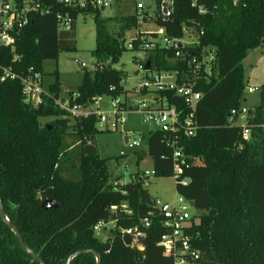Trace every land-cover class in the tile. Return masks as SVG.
I'll use <instances>...</instances> for the list:
<instances>
[{
    "label": "trees",
    "instance_id": "16d2710c",
    "mask_svg": "<svg viewBox=\"0 0 264 264\" xmlns=\"http://www.w3.org/2000/svg\"><path fill=\"white\" fill-rule=\"evenodd\" d=\"M153 1L155 15L144 20L151 19L164 30L165 38L198 40L199 48H184L186 54L206 48L216 51L212 79L199 84L200 129L195 137L182 141L183 177L190 184H177L179 195L199 212L187 231L199 255L192 264H264V86L259 105L248 108V123L256 127L250 140H243L239 126L229 125V114L246 103L244 60L250 51L264 46V0H199L208 14H200L192 0H175L168 20L159 15V0ZM51 6V14L33 16L16 35L14 54L21 60L13 64V54L6 50L2 65L16 73L30 68L42 73L44 62L76 51L74 28L59 30L56 14L69 13L74 26L80 15L91 14L96 29L95 69L85 72L77 92L70 94H78L80 104L100 96L127 98L123 74L112 68L129 50L126 35L138 31L146 40L157 35L140 33L138 16L103 18L101 10L77 11L55 1ZM175 51H151L152 67L169 72L182 68L183 82L192 79L190 69L174 61ZM2 74L0 70V79ZM49 90L57 96L62 92L57 80ZM100 133L95 117H71L50 99L39 107L28 106L20 81L0 82V196L6 217L45 264H67L70 256L85 250L100 254L102 264H175L174 255L158 245L166 231L155 200L140 181L141 173L132 175L128 184L114 185L109 160L100 158L94 146ZM166 138L159 131L150 132L147 152L135 154L137 164L149 157L159 178H173ZM148 216L153 217V225L139 240L144 248L140 251L132 246L133 238L120 231L140 227ZM102 221L117 226L104 241L94 232ZM0 264H39L22 250L1 218ZM72 264L97 261L92 254H82Z\"/></svg>",
    "mask_w": 264,
    "mask_h": 264
},
{
    "label": "built area",
    "instance_id": "2783aa9c",
    "mask_svg": "<svg viewBox=\"0 0 264 264\" xmlns=\"http://www.w3.org/2000/svg\"><path fill=\"white\" fill-rule=\"evenodd\" d=\"M63 4L72 10H101L112 6L113 0H0V70L3 72L0 82L20 81L22 85L23 101L28 106L39 107L45 99L53 101L55 107L67 115L74 118L95 117L98 121L99 131L118 130L127 122V115L136 113L143 118L144 123L157 127V131L166 134V145L172 150L173 157V178L177 184L186 187L190 184L189 179L184 175V138H193L197 135L200 126L196 118V108L201 102L203 96L200 91V83L203 80L210 82L216 69V51L214 48L201 49L199 54H186L184 48L198 49V40H187L193 44L185 47L182 45L186 40H164L158 38L145 39L138 35L134 40H129L127 48L130 51L137 52L139 56L145 58L144 63H139V72L143 78L139 80L136 90L127 94V98L110 99L111 109L102 110L101 104L105 96L96 97L87 104L78 103V94H69L68 98L57 96L49 89H45L43 75L30 68L26 72L16 73L12 67H4L1 62L5 58V51L9 50L13 54L12 63L15 64L21 60V57L15 52L16 35L30 24L33 16H45L52 12L51 2ZM175 0H159L158 11L163 20H168L174 14ZM192 6L198 8L200 14H208L209 9L199 6V0H192ZM139 10H143L142 5H138ZM59 30L71 32L74 28V20L69 13H57L55 17ZM185 36L189 37V30L184 29ZM159 34H163L160 31ZM156 34V35H159ZM196 33L191 36L195 37ZM181 44L182 48H176ZM157 48L171 50L174 48V61L184 63L189 72L193 75L192 79L183 82L185 70L182 68L172 72L159 70L152 67L149 60L151 51ZM188 53V52H187ZM150 63V70L146 69L147 63ZM150 73L155 76L149 77ZM181 79L180 82L178 80ZM114 92L113 89L110 90ZM258 88H249L248 93L258 92ZM138 98V101H136ZM136 103V107L133 104ZM248 108L243 103L238 109H234L229 114V125L231 127L239 126L242 130V138L248 142L252 136L255 125L248 123ZM264 130V124L261 126ZM139 139L129 141L130 148H138ZM151 177H156L154 169L141 173L140 181L148 182ZM161 217V224L166 233L161 237L158 245L166 251L167 254H173L175 264H192V261L198 260L199 255L192 249L190 238L187 231L192 226L193 216L190 214L191 202L183 196H180L173 205H166L164 210L161 200L155 201ZM122 209L126 210L123 206ZM112 210L116 212L117 207ZM153 225V217L148 216L141 222V226L131 229H121V234L133 238L132 246L143 251V246L139 240L145 236V231ZM117 229L115 222L102 221L94 228L95 234L101 232H110Z\"/></svg>",
    "mask_w": 264,
    "mask_h": 264
},
{
    "label": "rangeland",
    "instance_id": "374dc122",
    "mask_svg": "<svg viewBox=\"0 0 264 264\" xmlns=\"http://www.w3.org/2000/svg\"><path fill=\"white\" fill-rule=\"evenodd\" d=\"M138 5L143 6V10L138 9ZM103 18H116L126 16H138L140 22V33L150 36L159 34L162 29L158 28L151 19L155 15V3L153 0H113L112 6L101 11ZM140 36V35H139ZM138 37V31L130 32L126 35V42ZM158 40H164L163 34L157 35ZM74 39L76 51L73 53H61L56 61L49 60L42 65V75L45 89H49L56 80L61 86V97L68 98L70 93H76L82 84L85 72H93L96 60L93 52L96 48V29L95 19L91 14L80 15L74 26ZM193 40V39H191ZM193 42L183 41L182 45L187 47ZM145 58L139 56L137 52H123L117 63L113 64L114 70L123 74V86L125 90L133 92L139 85V80L143 75L139 72V63H144ZM80 64L83 65L81 67ZM244 76L246 82L245 99L247 108H253L260 103V89L264 86V46L249 52L243 63ZM57 74V77L55 76ZM155 74L150 73L152 78ZM145 81L146 79L143 78ZM249 88H258L259 91L253 94L248 93ZM110 98L105 97L102 110L111 109L109 106ZM138 101V98H136ZM136 107V103L133 104ZM157 127L144 123L143 118L131 113L127 115V122L117 131L110 129L102 131L94 140V146L98 155L102 159L109 160V172L112 176L114 185H125L131 182L132 175L153 170V164L149 157L137 164L135 154L137 152H147L148 137L152 131H157ZM131 136L139 139L138 148H130L125 144L124 138ZM69 142L73 138H68ZM142 183V182H141ZM143 186L147 189L152 199L161 200L163 206L173 205L180 197L177 191V181L175 178L151 177L148 182L144 181ZM195 208L190 209L192 216L198 215ZM96 237L104 241L108 237V232L97 233Z\"/></svg>",
    "mask_w": 264,
    "mask_h": 264
},
{
    "label": "water",
    "instance_id": "95a60500",
    "mask_svg": "<svg viewBox=\"0 0 264 264\" xmlns=\"http://www.w3.org/2000/svg\"><path fill=\"white\" fill-rule=\"evenodd\" d=\"M101 11H104V9H101ZM176 48L181 49V48H182V45H181V44H178V45H176ZM79 65H80L81 67H83L82 64L79 63ZM146 69H147V70H150V63H149V62L147 63ZM130 140H131V136H126V137L124 138V142H125V144L128 145ZM189 182H190V180H189ZM191 207H192V208H195V206H194L193 203H191ZM166 208H167V206H165L164 210H165ZM0 218H1V220H2L5 224H7V225L9 226L10 230L15 234V236L17 237L18 242H19V245H20V247L22 248V250H23L26 254H28L29 256H31V257H32L35 261H37L39 264H45L44 261H43L38 255L34 254L32 251H30V250L26 247V245H25V243H24V241H23V239H22V237H21V234H20V232L18 231V229H17L14 225H12V224L9 222V220H8V218L6 217L5 212H4V207H3V203H2L1 196H0ZM82 254H92L93 256H95L96 261H97V264H102V259H101L100 254H98L97 252L92 251V250L80 251V252H77V253L73 254V255L70 256V258L68 259L67 264H72L73 260H74L75 258H77L78 256H81Z\"/></svg>",
    "mask_w": 264,
    "mask_h": 264
},
{
    "label": "crops",
    "instance_id": "0c3cea01",
    "mask_svg": "<svg viewBox=\"0 0 264 264\" xmlns=\"http://www.w3.org/2000/svg\"><path fill=\"white\" fill-rule=\"evenodd\" d=\"M246 102H247V100H246Z\"/></svg>",
    "mask_w": 264,
    "mask_h": 264
}]
</instances>
